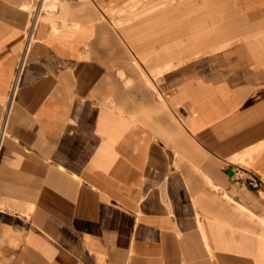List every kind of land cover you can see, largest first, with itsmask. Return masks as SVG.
<instances>
[{
	"label": "crops",
	"instance_id": "1",
	"mask_svg": "<svg viewBox=\"0 0 264 264\" xmlns=\"http://www.w3.org/2000/svg\"><path fill=\"white\" fill-rule=\"evenodd\" d=\"M118 1L0 0V264H264V60L227 35L213 76H151L103 16ZM237 11L252 51L264 0Z\"/></svg>",
	"mask_w": 264,
	"mask_h": 264
},
{
	"label": "rangeland",
	"instance_id": "2",
	"mask_svg": "<svg viewBox=\"0 0 264 264\" xmlns=\"http://www.w3.org/2000/svg\"><path fill=\"white\" fill-rule=\"evenodd\" d=\"M240 1L119 0L110 7V10L106 9L102 12L125 46L127 60H133L135 64L138 62L151 76H161L173 67L187 64L191 68L190 78L195 79L200 71L202 74L213 76L215 69L211 63L217 55L206 48L220 43L219 41L227 35L237 39L230 48L242 47V50L247 48L246 52L249 56L264 60V42H254L252 49L250 48L252 51H249V46L246 44L251 41L248 43L239 40L243 30L247 34L254 33L246 30L243 22L245 19L237 11ZM40 2H42L40 19L47 14L52 16L59 4V0H33L27 10L29 17L34 12V19L33 6H38ZM200 18L204 21L201 28ZM222 23H225L226 28L222 27ZM184 30H186L185 35H183ZM200 36L208 39L201 47L206 50L199 53ZM152 65L155 69L153 74L150 68ZM253 154L257 155V150L237 159L235 161L239 162L237 166L244 168L249 166Z\"/></svg>",
	"mask_w": 264,
	"mask_h": 264
},
{
	"label": "built area",
	"instance_id": "3",
	"mask_svg": "<svg viewBox=\"0 0 264 264\" xmlns=\"http://www.w3.org/2000/svg\"><path fill=\"white\" fill-rule=\"evenodd\" d=\"M230 178L234 183L244 184L249 189H257L261 185V179L259 176L240 167L231 171Z\"/></svg>",
	"mask_w": 264,
	"mask_h": 264
},
{
	"label": "water",
	"instance_id": "4",
	"mask_svg": "<svg viewBox=\"0 0 264 264\" xmlns=\"http://www.w3.org/2000/svg\"><path fill=\"white\" fill-rule=\"evenodd\" d=\"M229 173H230V171L227 172V174H229Z\"/></svg>",
	"mask_w": 264,
	"mask_h": 264
},
{
	"label": "bare ground",
	"instance_id": "5",
	"mask_svg": "<svg viewBox=\"0 0 264 264\" xmlns=\"http://www.w3.org/2000/svg\"><path fill=\"white\" fill-rule=\"evenodd\" d=\"M36 17H37V15H36ZM37 21V20H36Z\"/></svg>",
	"mask_w": 264,
	"mask_h": 264
}]
</instances>
